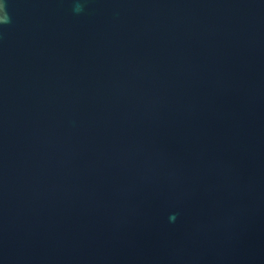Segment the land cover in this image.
<instances>
[{
  "label": "water",
  "instance_id": "1",
  "mask_svg": "<svg viewBox=\"0 0 264 264\" xmlns=\"http://www.w3.org/2000/svg\"><path fill=\"white\" fill-rule=\"evenodd\" d=\"M6 12L0 264H264V0Z\"/></svg>",
  "mask_w": 264,
  "mask_h": 264
},
{
  "label": "clouds",
  "instance_id": "2",
  "mask_svg": "<svg viewBox=\"0 0 264 264\" xmlns=\"http://www.w3.org/2000/svg\"><path fill=\"white\" fill-rule=\"evenodd\" d=\"M0 11H3L5 13V16H7V12H6V0L3 3H0ZM74 11L76 12H80L82 11V5L77 4L74 8Z\"/></svg>",
  "mask_w": 264,
  "mask_h": 264
}]
</instances>
